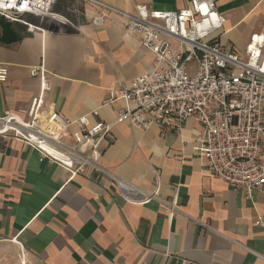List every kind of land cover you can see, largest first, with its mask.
<instances>
[{
	"label": "crops",
	"instance_id": "0c3cea01",
	"mask_svg": "<svg viewBox=\"0 0 264 264\" xmlns=\"http://www.w3.org/2000/svg\"><path fill=\"white\" fill-rule=\"evenodd\" d=\"M96 1L132 13L138 5L174 11L192 0ZM214 1L226 18L221 45L242 55L264 28V0ZM98 10L87 0H56L52 18L31 20L43 32L12 25L16 41L0 40L8 69L0 117L39 96L40 79L29 73L42 65L44 99L56 111L114 120L124 104L104 105L108 91L149 71L154 57L116 17L91 25ZM200 132L192 120L179 131L114 125L100 171L71 181L27 145L0 136V246L17 245L32 264H264V195L247 197L209 176L193 156ZM130 193L137 203L124 199Z\"/></svg>",
	"mask_w": 264,
	"mask_h": 264
},
{
	"label": "built area",
	"instance_id": "2783aa9c",
	"mask_svg": "<svg viewBox=\"0 0 264 264\" xmlns=\"http://www.w3.org/2000/svg\"><path fill=\"white\" fill-rule=\"evenodd\" d=\"M87 1L99 9L91 25L101 26L116 17L124 31L153 55L152 68L108 91L104 105L124 104L111 123L92 121L88 115L70 119L56 111L44 99L48 89L44 68H33L29 74L40 79V94L27 108L3 112L0 136L27 145L40 161L65 170L71 181L90 170L100 171L114 125L128 124L140 132L152 125L179 131L192 120L201 129L193 156L202 161L204 171L234 192L264 195V28L250 37L240 55L221 45L226 18L217 12L214 0H192L174 11L138 5L132 13ZM55 2L0 0V19L27 32H43L31 20L52 18ZM7 77V67L0 64V84ZM136 196L123 197L137 203ZM256 225H261L260 218Z\"/></svg>",
	"mask_w": 264,
	"mask_h": 264
},
{
	"label": "rangeland",
	"instance_id": "374dc122",
	"mask_svg": "<svg viewBox=\"0 0 264 264\" xmlns=\"http://www.w3.org/2000/svg\"><path fill=\"white\" fill-rule=\"evenodd\" d=\"M32 264L26 253H24L17 245L6 244L0 246V264Z\"/></svg>",
	"mask_w": 264,
	"mask_h": 264
},
{
	"label": "water",
	"instance_id": "95a60500",
	"mask_svg": "<svg viewBox=\"0 0 264 264\" xmlns=\"http://www.w3.org/2000/svg\"><path fill=\"white\" fill-rule=\"evenodd\" d=\"M0 31H1L0 40L2 42L9 44L11 42L16 41L17 39L16 33L13 29V26L9 22L0 19Z\"/></svg>",
	"mask_w": 264,
	"mask_h": 264
}]
</instances>
